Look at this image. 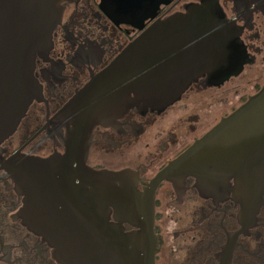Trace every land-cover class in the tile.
Returning <instances> with one entry per match:
<instances>
[{"label":"flooded vegetation","instance_id":"1","mask_svg":"<svg viewBox=\"0 0 264 264\" xmlns=\"http://www.w3.org/2000/svg\"><path fill=\"white\" fill-rule=\"evenodd\" d=\"M252 1L218 0L239 31L241 70L221 81L200 77L163 109L134 107L96 125L87 153H79L73 126L60 112L152 24L201 0L63 3L52 46L35 60L40 97L0 141V264H61L49 231L33 218L81 211L89 216L96 192L109 224L121 223L125 234L137 230L116 218L126 214L111 202L121 182L115 177L108 187L107 177L126 170L127 183L143 196L172 160L263 87L264 11ZM31 160L41 165L37 201L14 176ZM213 169L157 186L155 264H264V164L219 160ZM96 176L99 185L91 181ZM131 198L125 195V204ZM108 228L116 227L100 231Z\"/></svg>","mask_w":264,"mask_h":264},{"label":"water","instance_id":"2","mask_svg":"<svg viewBox=\"0 0 264 264\" xmlns=\"http://www.w3.org/2000/svg\"><path fill=\"white\" fill-rule=\"evenodd\" d=\"M66 1L0 0V141L15 130L33 99L40 97L35 60L52 46V32ZM252 2L255 10L264 11V0ZM238 39L239 31L218 0H201L189 5L185 13L156 21L60 112V119L73 126L75 145L79 143L82 149L79 153H87L96 125L108 124L134 107L163 109L200 77H206L207 82L221 81L241 70ZM231 159L264 164V85L172 160L143 196L127 183L126 170L107 177L108 187L115 177L121 182L118 196H113L117 199L111 202L126 214L116 218L128 220L137 230L125 234L121 223L109 224L108 215L100 211L103 202L98 192L91 200L89 216L81 211L33 220L49 231L61 264H155L157 186L164 180L174 182L181 176L211 172L219 160ZM39 164L31 160L14 170L18 185L30 190L32 201L38 200ZM91 181L100 184L97 176ZM84 186H80L82 191ZM124 194L132 199L127 204ZM101 226L116 228L102 232Z\"/></svg>","mask_w":264,"mask_h":264}]
</instances>
